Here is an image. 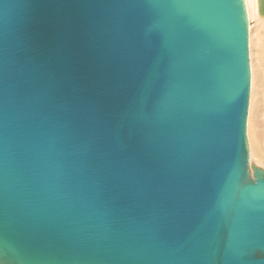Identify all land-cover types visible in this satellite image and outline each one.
<instances>
[{
	"label": "water",
	"instance_id": "1",
	"mask_svg": "<svg viewBox=\"0 0 264 264\" xmlns=\"http://www.w3.org/2000/svg\"><path fill=\"white\" fill-rule=\"evenodd\" d=\"M250 93L245 0H0V259L264 264Z\"/></svg>",
	"mask_w": 264,
	"mask_h": 264
},
{
	"label": "rangeland",
	"instance_id": "2",
	"mask_svg": "<svg viewBox=\"0 0 264 264\" xmlns=\"http://www.w3.org/2000/svg\"><path fill=\"white\" fill-rule=\"evenodd\" d=\"M246 3L247 0H245ZM246 10L249 22V59L251 66L247 138L251 163L264 169V18L260 17L258 13L255 17H251L248 3Z\"/></svg>",
	"mask_w": 264,
	"mask_h": 264
},
{
	"label": "bare ground",
	"instance_id": "3",
	"mask_svg": "<svg viewBox=\"0 0 264 264\" xmlns=\"http://www.w3.org/2000/svg\"><path fill=\"white\" fill-rule=\"evenodd\" d=\"M247 3H248V7L250 9L249 12H251V17H255L256 14L258 13V0L256 2V0H247ZM246 3V4H247ZM259 15V14H258ZM253 19V18H252ZM260 19V18H259ZM254 160V159H253Z\"/></svg>",
	"mask_w": 264,
	"mask_h": 264
},
{
	"label": "snow or ice",
	"instance_id": "4",
	"mask_svg": "<svg viewBox=\"0 0 264 264\" xmlns=\"http://www.w3.org/2000/svg\"><path fill=\"white\" fill-rule=\"evenodd\" d=\"M178 2H186V0H178ZM0 264H4L3 259H0Z\"/></svg>",
	"mask_w": 264,
	"mask_h": 264
}]
</instances>
